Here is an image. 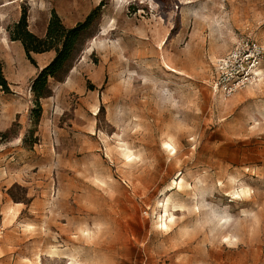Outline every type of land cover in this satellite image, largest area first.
I'll use <instances>...</instances> for the list:
<instances>
[{
	"label": "rangeland",
	"instance_id": "obj_1",
	"mask_svg": "<svg viewBox=\"0 0 264 264\" xmlns=\"http://www.w3.org/2000/svg\"><path fill=\"white\" fill-rule=\"evenodd\" d=\"M100 5L33 125L8 30ZM0 59V264H264V0H0Z\"/></svg>",
	"mask_w": 264,
	"mask_h": 264
},
{
	"label": "trees",
	"instance_id": "obj_2",
	"mask_svg": "<svg viewBox=\"0 0 264 264\" xmlns=\"http://www.w3.org/2000/svg\"><path fill=\"white\" fill-rule=\"evenodd\" d=\"M101 5L94 9L85 19L73 27L64 24L55 10H52L46 32L39 37L29 30L28 9L22 10L20 19L9 29L11 41L20 42L27 58L36 65L33 54L54 53L52 60L41 69L31 83V93L34 100V108L31 110V123L37 126L42 116L41 100L52 96L51 80L62 82L64 76L72 69L82 47V35L91 27L99 17ZM0 88L9 94L10 84L4 75V65L0 59ZM9 132H6L7 135Z\"/></svg>",
	"mask_w": 264,
	"mask_h": 264
},
{
	"label": "built area",
	"instance_id": "obj_3",
	"mask_svg": "<svg viewBox=\"0 0 264 264\" xmlns=\"http://www.w3.org/2000/svg\"><path fill=\"white\" fill-rule=\"evenodd\" d=\"M259 52L258 50L254 47L251 49V52L248 54V59H247V64L250 63V68L255 67L259 63ZM232 62L231 57L227 59V61H223L221 63H225L224 68H227V65H230ZM245 67L242 65L241 71H238L236 75L233 73L229 72V77L228 80L224 81L221 86L224 88V91H226L228 94H231L235 92L238 88H240L241 84L244 82V79L246 78L245 75H247L248 70H244ZM245 73V74H244Z\"/></svg>",
	"mask_w": 264,
	"mask_h": 264
},
{
	"label": "bare ground",
	"instance_id": "obj_4",
	"mask_svg": "<svg viewBox=\"0 0 264 264\" xmlns=\"http://www.w3.org/2000/svg\"><path fill=\"white\" fill-rule=\"evenodd\" d=\"M166 147V146H165ZM167 149H169V150H171V151H173L174 149H173V147H172V145H167ZM128 150V149H127ZM128 153V152H127ZM133 155V154H132ZM132 155L130 154V153H128V155L126 156L127 157V159H128V161L132 158ZM179 186L181 187V184H179ZM169 203V202H168ZM167 203V204H168ZM170 223H174V221H173V219L170 221ZM163 226L165 227V230H168L169 229V226L165 223V224H163ZM229 241H230V239H229Z\"/></svg>",
	"mask_w": 264,
	"mask_h": 264
},
{
	"label": "crops",
	"instance_id": "obj_5",
	"mask_svg": "<svg viewBox=\"0 0 264 264\" xmlns=\"http://www.w3.org/2000/svg\"><path fill=\"white\" fill-rule=\"evenodd\" d=\"M4 6H6V4Z\"/></svg>",
	"mask_w": 264,
	"mask_h": 264
}]
</instances>
